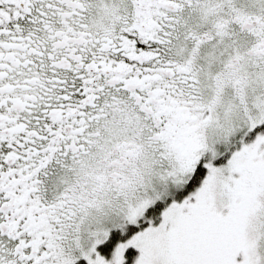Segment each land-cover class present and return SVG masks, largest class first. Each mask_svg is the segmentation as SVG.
Here are the masks:
<instances>
[{"label": "snow or ice", "instance_id": "obj_1", "mask_svg": "<svg viewBox=\"0 0 264 264\" xmlns=\"http://www.w3.org/2000/svg\"><path fill=\"white\" fill-rule=\"evenodd\" d=\"M0 264H264V0H0Z\"/></svg>", "mask_w": 264, "mask_h": 264}]
</instances>
